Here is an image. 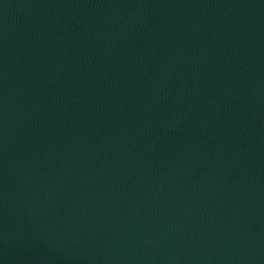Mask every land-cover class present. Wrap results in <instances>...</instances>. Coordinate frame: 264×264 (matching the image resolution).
Instances as JSON below:
<instances>
[{
	"label": "water",
	"instance_id": "obj_1",
	"mask_svg": "<svg viewBox=\"0 0 264 264\" xmlns=\"http://www.w3.org/2000/svg\"><path fill=\"white\" fill-rule=\"evenodd\" d=\"M0 264H264V0H0Z\"/></svg>",
	"mask_w": 264,
	"mask_h": 264
}]
</instances>
